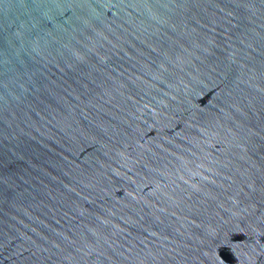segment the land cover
<instances>
[{
	"label": "water",
	"instance_id": "water-1",
	"mask_svg": "<svg viewBox=\"0 0 264 264\" xmlns=\"http://www.w3.org/2000/svg\"><path fill=\"white\" fill-rule=\"evenodd\" d=\"M0 264H264V0H0Z\"/></svg>",
	"mask_w": 264,
	"mask_h": 264
}]
</instances>
